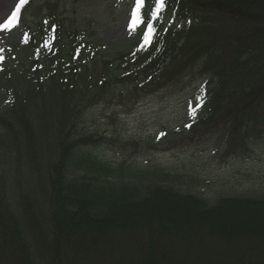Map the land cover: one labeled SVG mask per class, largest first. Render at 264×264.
<instances>
[{"label":"trees","instance_id":"trees-1","mask_svg":"<svg viewBox=\"0 0 264 264\" xmlns=\"http://www.w3.org/2000/svg\"><path fill=\"white\" fill-rule=\"evenodd\" d=\"M164 7L169 25L157 19L150 43L140 35L116 53L82 39L54 6L48 26L8 30L18 40L6 41L0 60V264H264L262 194L210 201L182 192L175 183L188 174L102 160L91 149L112 139L78 133L93 104L135 103L198 75L202 103L174 132L220 130L233 154L264 137V0H165ZM181 20L188 22L178 31ZM44 140L62 169L49 168L48 218L39 226L45 254L36 256L32 204L20 195L12 205L2 168Z\"/></svg>","mask_w":264,"mask_h":264},{"label":"rangeland","instance_id":"rangeland-1","mask_svg":"<svg viewBox=\"0 0 264 264\" xmlns=\"http://www.w3.org/2000/svg\"><path fill=\"white\" fill-rule=\"evenodd\" d=\"M18 3L19 0H0V24L16 11ZM132 3L133 0H59L58 5L65 20L78 27L76 29L80 32H85L82 39L95 40L105 47L102 51L112 49L116 53L126 48ZM5 38L6 35L0 32V41H5ZM202 83L203 78L191 75L172 86L141 97L135 103L125 101L118 105L117 102L102 101L92 105L85 111L84 123L78 128V133L112 139L108 142L100 140L91 149L95 157L102 160L112 163L126 161L136 170L152 163L161 169L179 170V175L193 176L194 182L185 178L175 183L182 192H198L210 201L219 194L246 192L264 196V137L250 144L248 152L233 154L226 152L225 137L220 130L200 136H188L180 130L174 132L185 124L191 108L200 103ZM150 140L157 146L145 144ZM131 141H136L138 146L133 148L125 144ZM56 153L50 149L46 158ZM24 167V164H18L15 169H23L25 175ZM40 168L34 170L33 177L35 181L41 178L43 184L21 182L14 192L7 188L10 199L13 196L14 200L19 199L23 192H47L45 175L48 168L44 167V163ZM13 169L12 165L5 167V175L12 174ZM31 199H36L31 200L33 210L37 214H46L41 209L45 202L43 198L36 196Z\"/></svg>","mask_w":264,"mask_h":264},{"label":"snow or ice","instance_id":"snow-or-ice-1","mask_svg":"<svg viewBox=\"0 0 264 264\" xmlns=\"http://www.w3.org/2000/svg\"><path fill=\"white\" fill-rule=\"evenodd\" d=\"M155 7L152 8L150 12V19L146 22V29L143 33V40L145 44L150 43L153 32L155 31V25L152 21L159 19V14L164 8L165 0H154ZM26 0H19V3L16 5V11L8 17L7 21L3 24H0V29H10L17 23V13L20 11L21 5L25 4ZM144 0H135V7L131 12V20L128 27L134 30L140 24L145 23V20L140 15V8L143 6ZM2 59V57H0ZM188 126V125H186ZM163 135V133L161 134Z\"/></svg>","mask_w":264,"mask_h":264}]
</instances>
